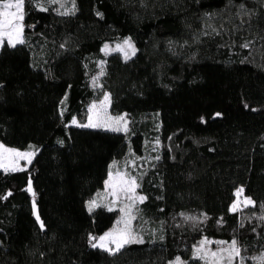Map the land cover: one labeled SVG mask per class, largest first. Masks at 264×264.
<instances>
[{
	"label": "trees",
	"instance_id": "16d2710c",
	"mask_svg": "<svg viewBox=\"0 0 264 264\" xmlns=\"http://www.w3.org/2000/svg\"><path fill=\"white\" fill-rule=\"evenodd\" d=\"M23 11L25 43L0 46V141L36 155L0 168V264H173L204 238L262 254L264 0H25ZM123 38L130 58L102 51ZM104 92L127 131L72 123ZM125 158L146 197L143 242L111 254L92 238L120 209L87 203ZM239 187L254 206L233 212Z\"/></svg>",
	"mask_w": 264,
	"mask_h": 264
},
{
	"label": "snow or ice",
	"instance_id": "6c2138e0",
	"mask_svg": "<svg viewBox=\"0 0 264 264\" xmlns=\"http://www.w3.org/2000/svg\"><path fill=\"white\" fill-rule=\"evenodd\" d=\"M31 2V0H29ZM50 2H57V0H50ZM24 4L25 0H4L2 4V8H0V46L7 43L8 46L16 47L18 44H24L25 40L23 39L24 32ZM75 6V0H73V8ZM241 8L244 7L243 4L240 5ZM14 9V11H13ZM41 11H46L47 9L41 7ZM61 15H67L68 12L60 13ZM244 47H248V44L243 45ZM106 54L109 52V46L106 44L102 49ZM111 51H119L123 52L125 59L130 58L129 51L132 55L135 54V46L131 43L130 39H125L123 44L117 45L115 49ZM103 63V62H102ZM101 75H103V69L101 70ZM97 81L94 78L93 83L95 84ZM110 101V97L105 94L104 100L101 102L99 106L100 111H96L98 106L93 104L89 112H95L96 118L98 122L93 121V117L89 116V122L86 124H79L80 127H109L112 131H121V124H123V130H127V122L125 117H108L106 106ZM101 116L106 117L107 120L111 121V124H105L101 121ZM73 124H77L75 118L72 121ZM115 125V126H113ZM34 155L32 152H20L15 149H9L4 145H0V168L4 171H15L18 170L16 167V162L18 160H27L29 163L31 162V157ZM11 158V159H10ZM115 163L112 165V168H115ZM22 170V169H19ZM107 187L111 188V195L114 197H119V195L123 194V196L129 200L131 203L127 204L124 208H121L120 211L124 213V216L121 217L120 220L116 222V227L112 229V231L105 233L103 236L99 237V242L93 244V247L103 248L105 251L116 254L120 252L125 245L131 243H142V239L134 234L132 229V220L136 217L132 212V209L135 207L137 202L143 203L146 197L137 196L136 189L139 187L137 183V179L134 176H131L129 173H121L117 171L115 176L112 171H109L108 179L105 181ZM28 191H32L31 184H29ZM243 193V189H238L236 196L239 198ZM115 203V201H113ZM244 206L252 205L254 206V202L248 198L243 201ZM240 205L239 199L236 203L232 205V211L235 212L238 210ZM97 203L95 200H92L88 203V210L91 212L95 207H97ZM33 207L35 208V202H33ZM112 208H109V211H112ZM183 215V214H182ZM36 219L39 221L40 217L37 214ZM186 219H194L191 217H186ZM123 225V227H120ZM40 227L43 228V222L40 223ZM92 239H96L93 237ZM208 241H202L201 247L197 248L196 255L194 258L202 259L205 261V264H220L222 260H227L228 264H232V261L235 257H239L240 249L237 246V242L233 240L227 248H221L218 251H210L207 249ZM223 244L224 242H220ZM114 245V249L109 247L108 245ZM260 264H264V257H260ZM177 264H180L179 258H177Z\"/></svg>",
	"mask_w": 264,
	"mask_h": 264
},
{
	"label": "rangeland",
	"instance_id": "374dc122",
	"mask_svg": "<svg viewBox=\"0 0 264 264\" xmlns=\"http://www.w3.org/2000/svg\"><path fill=\"white\" fill-rule=\"evenodd\" d=\"M13 2H14V0H13ZM3 3H4V0H0V8H2V4H3ZM13 11H14V9H13ZM23 24H24V20H23ZM24 26H25V25H24ZM23 39H24V36H23ZM125 39H127V38L120 39V41H118L116 44H109V45H108V46H109V51H111L112 49H115V48L117 47V45H121V44H123V41H124ZM131 43L133 44V42H131ZM133 45H134V44H133ZM135 49H136V48H135ZM122 53H123V52H122ZM129 55H132L130 51H129ZM99 81H100V77L97 78V84H99ZM105 94H107V95L110 97V95H109L107 92H104V93H101L100 95H98V97L96 98V100H94L91 104H89V106L87 107L86 111L83 112L82 116H79V117L77 116V117H75V120L77 121V124H75V125L86 124V123H88V122H89V119H88L89 116H92V117H93V121H94V122H98V121H97V118H96V115H95V112H89V109H90V107H91L93 104H96V105L98 106V108H97L96 111H100L99 106L101 105V102L104 100V96H105ZM111 100H112V98H110V101H109V103H108L107 106H106L107 116H108V117H112V118L119 117V116H123V117H125V120H126V122H127V128H128V119H127L125 113L123 112V114H121V113H116V112H114V111L110 108ZM100 119H101V121H103L105 124H111V121H110V120H107L106 117L101 116ZM113 126H115V125H113ZM123 127H124L123 124H121V131H124V130H123ZM90 128H91V127H90ZM94 128H100V129L105 128V129L110 130L109 127H94ZM126 131H127V130H126ZM0 145H4L5 147H7V148H9V149H15V150L20 151V152H32V153H34V155L31 157V162H30V163H29L27 160H23V159L18 160V161L16 162V167H17L18 170H19V169H26V167H28V166L33 162V160L35 159L36 152L33 151V150H29V149H21V148L15 147V146L12 147V146H9V145L5 144L4 142H1V141H0ZM10 159H11V158H10ZM134 162H135V161H134L133 158H130L129 161H127L126 158H125V160H115L112 164L115 163L116 167H115V168H111V171H112V173H113L114 176H115V173H116L117 171H119V172H121V173H129V172H128V169H130V168L127 167V165H128V164L134 165V164H135ZM108 174H109V173H108ZM108 174H107V175H108ZM129 174H130V173H129ZM130 175H131V176H134V175H132V174H130ZM134 177H135V176H134ZM107 179H108V176H107L106 180H107ZM106 180H105V181H106ZM29 184H31V189H32V191H33L32 183L30 182ZM28 187H29V185H28ZM238 189H243V188H242V187H239V188H237V190H238ZM237 190H236V193H237ZM111 191H112V189L109 188V187H107L106 184H105V182H104V186H103V188H102L99 192H97V193L94 195L93 199L89 200L88 203H89L90 201H92V200H95L98 206H103V207L106 206L107 208H112V209H116V208L121 209V208H124L127 204L131 203L129 200H127V199L123 196V194L119 195V197H114V196H112V195L110 194ZM136 195H137V196H143V197H145V196L140 192L139 187L136 189ZM248 198H250V197H249V196H246L245 192L243 191V193L241 194V196H240L239 198H237V196H236V199H235V201L233 202V204L236 203L237 200L239 199V201H240V205H239L238 209H243V208L249 207V206H244V204H243V201H244L245 199H248ZM250 199H251V198H250ZM251 200H252V199H251ZM113 201H115V203H113ZM34 202H35V201H34ZM88 203H87V205H88ZM139 205H140V203L137 202V204L135 205V207L132 209V212H133V214H134L135 217H136L134 220H132V229H133V231H134V234H135L136 236H138L140 239H142V237H143V233H144V231H143L144 229L138 230V228H139V224L136 223V220H137V217H138V209H139L138 206H139ZM231 209H232V207H231ZM33 211L35 212L36 215L38 214V212H37V205H36V202H35V208L33 207ZM123 216H124V213H122V212L120 211V215H119V217H118L117 219L120 220L121 217H123ZM118 220H117V221H118ZM117 221H116V222H117ZM116 222L114 223V225H113L112 227H110L109 229H107L105 233L112 231V229H113L114 227H116ZM120 227H123V225H120ZM105 233H104V234H105ZM104 234L99 235V236L96 238V240H95L94 242H95V243H98V242H99V237L103 236ZM205 240L209 242V243L207 244V249L210 250V251H218V250L221 249V248H227L228 245H230L231 242H232V241H230V242H228V243H223V244H221V243L219 242L220 244L217 245V246H215V245L213 244V241H212V240H210V239H208V238H204V239L200 240L199 243L195 244V246L192 248V251H191V253H190V257H185V258H183V257H181V256H177L176 258H174V260H173V261H174L173 264H177V258H179L180 264H205V261H204V260L194 258L195 255H196V250H197V248H200V247H201V242H202V241H205ZM95 243H94V244H95ZM108 246H109V247H112L113 249H114V247H115L114 245H111V244H109ZM237 246H238V244H237ZM238 248L240 249V247H238ZM260 257H264V252H262V254H257V255H255V256H253L251 259H249V258H247V257H242L241 255H239V257H235V258L233 259V261H234L235 259H237L238 261L241 262V264H260V260H259ZM233 261H232V262H233ZM220 264H228V262H227V260L225 259V260H222V261L220 262Z\"/></svg>",
	"mask_w": 264,
	"mask_h": 264
}]
</instances>
